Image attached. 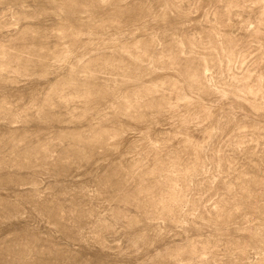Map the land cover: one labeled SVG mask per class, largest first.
<instances>
[{"label":"rangeland","instance_id":"1","mask_svg":"<svg viewBox=\"0 0 264 264\" xmlns=\"http://www.w3.org/2000/svg\"><path fill=\"white\" fill-rule=\"evenodd\" d=\"M0 264H264V0H0Z\"/></svg>","mask_w":264,"mask_h":264}]
</instances>
